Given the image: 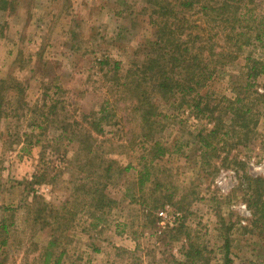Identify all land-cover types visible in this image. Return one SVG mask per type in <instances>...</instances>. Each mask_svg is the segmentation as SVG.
Returning a JSON list of instances; mask_svg holds the SVG:
<instances>
[{
  "label": "rangeland",
  "instance_id": "rangeland-1",
  "mask_svg": "<svg viewBox=\"0 0 264 264\" xmlns=\"http://www.w3.org/2000/svg\"><path fill=\"white\" fill-rule=\"evenodd\" d=\"M5 1L0 7V81L18 86L23 93L16 94L15 88L4 93L2 109L8 115L0 118V205L17 208L25 182L34 173L58 163L65 149L73 156L75 146L65 139L60 151L46 148L61 122L80 120L82 114L98 111L106 99L115 105L120 98L116 116L111 124H102L104 133L97 138L105 141L106 158L133 168L112 175L107 193L118 202L112 210L100 214L98 222L89 212L79 216L63 240L66 249L60 264H178L187 261L181 252L190 245L201 255L189 264H224L226 253L230 264H264V222L253 224L239 184L243 174L264 175V104L251 140L235 146L230 140L232 146L202 167L190 148L175 150L173 143L192 140V135L213 124L177 102L161 105L158 113L168 118L160 116L163 130L155 133L154 140L159 139L168 151L153 160L151 178L158 183L151 181L140 189L135 169L151 161V144L141 145L138 139L129 143L132 130L141 135L139 118L125 122L129 96L115 95L105 74L118 63L124 79L128 69L144 59V44L152 40L154 31L147 0ZM244 54L210 84L213 96H234ZM254 55L260 56L259 51ZM262 80L258 79L259 85ZM47 115L54 122H44ZM66 175L37 187L46 201L59 204L67 198ZM168 195L171 199H166ZM161 200L163 205L155 203ZM162 210L170 217L179 216L171 225L161 224ZM4 216L14 225L9 245L0 249V264H42L38 253L49 236L34 232L36 228L25 221L24 208Z\"/></svg>",
  "mask_w": 264,
  "mask_h": 264
},
{
  "label": "trees",
  "instance_id": "trees-1",
  "mask_svg": "<svg viewBox=\"0 0 264 264\" xmlns=\"http://www.w3.org/2000/svg\"><path fill=\"white\" fill-rule=\"evenodd\" d=\"M147 2L151 9L150 24L154 31L152 40L144 44V59L129 68L124 79L120 77L121 68L118 63L105 74L107 80L111 79L109 88L115 95L122 93L129 96L130 106L125 107L129 116L125 122L131 124L139 118L141 135L132 130V134L128 136L129 143L134 144L138 139L141 145H146L147 142L151 144L149 149L146 148L150 152L151 161H145L139 170L135 169L140 189H143L145 183H158L157 179L151 178L156 166L153 160L164 157L168 151L159 139L154 140L155 133L163 130L160 116L167 117L158 113L161 105L177 102L178 107H186L196 118L207 119L213 124L212 128H204L192 135V140L182 142L175 139L173 143L175 150L184 146L190 148L193 155L197 154V161L202 167L210 165L211 159L219 158L228 146H232L230 140L235 142L234 146L251 140L257 133L259 117L263 112L260 111V106L264 104V2ZM0 3L1 8L7 4L5 0H0ZM256 51H259L260 56L254 55ZM242 53L245 62L234 81V96H213L210 84L237 62ZM261 77L263 82L259 85L258 79ZM5 84L4 80L0 81V118L8 115L2 109L7 99L4 93L10 88H15L16 94L23 93L18 86ZM124 99L127 100L126 97ZM116 102L114 105L106 99L98 111L82 114L80 120L66 118L61 122L55 128L59 133L46 148L49 147L54 152L60 151L61 140L65 139L75 146L73 156L69 157L68 150L65 149L58 163L47 165L25 182L24 195L17 208L25 209V221L36 228V234L49 236L38 253L42 264L61 263L66 249L63 240L68 239L69 231L77 225L83 212L91 213L98 222L105 215L104 212L112 210L118 203L107 193V185L113 174L121 175L133 167L128 165L123 168L114 159L106 158L103 150L105 141L97 138V135L104 133L102 124H111L113 116H116ZM56 107L55 103L52 104L51 110L54 111ZM53 119L47 115L44 122H54ZM38 128L41 129V126ZM44 132L40 135H44ZM142 159L145 160L144 155ZM63 175L69 177L66 180L67 198L59 204L46 201L37 187L44 183H54ZM239 184L245 191V203L252 214L253 224L263 223L264 175L243 174ZM165 197L171 199V195ZM155 203L164 204L163 200ZM17 208L0 205V249L9 245L14 225L7 221V214L4 216V213L16 214ZM181 254L189 262L180 261L178 264H189L200 258L201 251L194 250L193 245H190L187 250L183 248ZM230 263L231 258L226 253L224 264Z\"/></svg>",
  "mask_w": 264,
  "mask_h": 264
},
{
  "label": "built area",
  "instance_id": "built-area-1",
  "mask_svg": "<svg viewBox=\"0 0 264 264\" xmlns=\"http://www.w3.org/2000/svg\"><path fill=\"white\" fill-rule=\"evenodd\" d=\"M179 216V213H174L172 216H168L167 210H162L158 212V218L160 219V223L163 224L164 222L169 223L170 225L173 224L175 218Z\"/></svg>",
  "mask_w": 264,
  "mask_h": 264
}]
</instances>
